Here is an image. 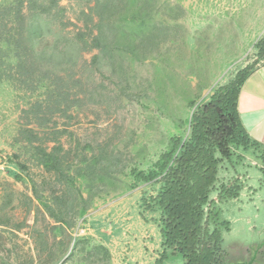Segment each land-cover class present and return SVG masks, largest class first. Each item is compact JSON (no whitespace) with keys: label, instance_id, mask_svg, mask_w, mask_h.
<instances>
[{"label":"rangeland","instance_id":"374dc122","mask_svg":"<svg viewBox=\"0 0 264 264\" xmlns=\"http://www.w3.org/2000/svg\"><path fill=\"white\" fill-rule=\"evenodd\" d=\"M262 64L264 0H0V264H153L160 184L136 172ZM261 154L237 150L220 172L244 185L221 205L223 247L251 264Z\"/></svg>","mask_w":264,"mask_h":264},{"label":"trees","instance_id":"16d2710c","mask_svg":"<svg viewBox=\"0 0 264 264\" xmlns=\"http://www.w3.org/2000/svg\"><path fill=\"white\" fill-rule=\"evenodd\" d=\"M244 73L196 107L185 139L173 137L151 168L136 172L139 179L160 184L150 197L160 212L162 239L153 264L171 257L181 264H251L231 259L224 249L230 222L221 218V205L238 198L244 188L238 178L221 179L222 165L231 163L237 150L257 148L264 154V145L250 138L238 111ZM259 160L264 163V156Z\"/></svg>","mask_w":264,"mask_h":264},{"label":"crops","instance_id":"0c3cea01","mask_svg":"<svg viewBox=\"0 0 264 264\" xmlns=\"http://www.w3.org/2000/svg\"><path fill=\"white\" fill-rule=\"evenodd\" d=\"M238 111L250 138L264 145V64L250 71L244 78L238 96ZM247 187L250 188L248 180Z\"/></svg>","mask_w":264,"mask_h":264}]
</instances>
